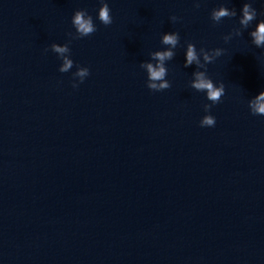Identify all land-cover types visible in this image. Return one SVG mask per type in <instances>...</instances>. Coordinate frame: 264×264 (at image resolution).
Returning a JSON list of instances; mask_svg holds the SVG:
<instances>
[{"label":"water","instance_id":"95a60500","mask_svg":"<svg viewBox=\"0 0 264 264\" xmlns=\"http://www.w3.org/2000/svg\"><path fill=\"white\" fill-rule=\"evenodd\" d=\"M106 2L109 26L101 0L81 8L97 31L69 44V72L50 45L75 33L73 14L0 62V264H264V116L248 106L264 91L250 36L264 0ZM244 3L257 17L226 43ZM220 6L236 16L214 23ZM170 32L171 87L154 92L140 64ZM189 42L224 49L207 65L225 86L210 113ZM77 66L90 75L73 88Z\"/></svg>","mask_w":264,"mask_h":264},{"label":"clouds","instance_id":"9594fccd","mask_svg":"<svg viewBox=\"0 0 264 264\" xmlns=\"http://www.w3.org/2000/svg\"><path fill=\"white\" fill-rule=\"evenodd\" d=\"M199 3L195 4V7L199 8ZM241 17L239 19L240 28L234 29L232 33L223 37L227 43L232 39V36H240L241 29H246L257 17V11L252 7L251 3H244L241 9ZM236 16L235 9H229L224 6L214 8L210 13V18L214 23H219L223 18H231ZM97 19L104 26H109L113 23V17L111 15V9L108 6L106 0H101V6L98 9ZM172 22H176L178 17H170ZM71 23L75 29V33L68 32L67 36L70 38L67 43L61 45L52 43L50 45L51 51L56 53L57 56L62 60V64L59 67L61 73L69 72L74 62L70 58V47L69 44L74 39H80L91 36L97 31V26L93 21V17L87 12L86 9L76 10L71 18ZM252 43L257 48H264V20H260L253 31L250 32ZM180 42V36L178 32L165 33L161 37V43L167 46L164 50H157L149 53L152 62H141L140 67L146 71L147 81L146 86L149 90L154 92H160L171 87L170 81L166 79L168 75V69L166 62L174 58V49ZM47 51V49H45ZM224 52L222 48H215L206 50L200 48L197 51L196 46L193 43H187L185 63L184 67L195 65L196 71L192 73L193 79L190 81L189 86L198 91L206 92L207 100L211 101V104L204 105V111L210 113L212 105L218 104L221 98L225 94V86L221 82L217 86L213 80L207 75V65L213 63L215 59L221 56ZM201 57L203 62L201 61ZM199 69H204L203 71ZM90 75V71L87 67L77 66V70L73 73V88H78L79 83H83L84 79ZM249 109L253 115L264 116V91H261L254 98L248 102ZM216 124V118L211 114H206L200 120L201 127H214Z\"/></svg>","mask_w":264,"mask_h":264}]
</instances>
